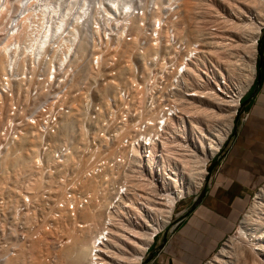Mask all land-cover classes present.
Returning a JSON list of instances; mask_svg holds the SVG:
<instances>
[{
	"label": "built area",
	"instance_id": "built-area-1",
	"mask_svg": "<svg viewBox=\"0 0 264 264\" xmlns=\"http://www.w3.org/2000/svg\"><path fill=\"white\" fill-rule=\"evenodd\" d=\"M176 1L145 0L134 4V10L125 7L128 19L114 31L100 32L103 19L83 16L79 22L90 27L84 28L85 52L78 63L76 54L57 69L53 59L51 66L40 69L37 62L35 70L31 65L21 76L13 75L15 85L24 82L27 96L19 87L6 86L0 101V175L1 162L14 155L21 141H36L34 175L43 189L38 202L26 187L29 182L22 186L21 201L13 208L20 245L47 237L60 243L65 239L63 215L73 216L89 200L102 203L105 229L138 242L137 233L150 230L147 253L175 230L182 215L176 211L188 197L180 194L184 182L179 184L170 169L180 168L176 157L197 144L193 130L186 129L190 117L182 105L204 101L210 87L224 94L228 86L215 57L203 50L209 45L206 37L219 34V17H211L206 37H188L180 33L182 6ZM12 68L18 69L11 65L9 76ZM9 201L0 190V247ZM171 204L174 213L166 223V206ZM108 235L101 241L106 243ZM120 243L130 244L125 237ZM15 247L8 244L9 256L16 254Z\"/></svg>",
	"mask_w": 264,
	"mask_h": 264
},
{
	"label": "bare ground",
	"instance_id": "bare-ground-1",
	"mask_svg": "<svg viewBox=\"0 0 264 264\" xmlns=\"http://www.w3.org/2000/svg\"><path fill=\"white\" fill-rule=\"evenodd\" d=\"M200 1L201 0H177L176 2L180 5H183L182 7L185 6L188 17L192 18V16H194L193 14L203 10L200 8ZM74 2L75 0L71 5H74ZM229 4L235 13V17L237 16L240 20L234 22L235 19H222L221 21L219 18L220 20L215 21L219 29V34L209 38H207L208 36L206 37V31L209 29L211 24L210 22H212L211 20L208 21L209 25L207 26H205L204 22H202L204 25L201 23V25L196 24V26L198 25L197 27L194 25H191V28L187 27L190 29V31L188 30L190 36L194 37V35L197 34L198 36L204 34V36L207 38L209 45L207 48L203 49L205 56L207 55L206 52L208 51V54L215 55L214 57L216 63L219 64L220 62L227 65L228 70L226 73L224 74L220 72V75L227 81L228 86L226 87L224 94H219L216 90L213 91V89L210 87L209 91L207 92V96L204 97V101H186L182 105L184 107V113L190 117V119L187 121V123L189 122L190 124L187 126L186 123V129L187 131L193 130V137L197 141V144L196 149H192V151H190L188 148L184 153L181 152L179 158L176 157L177 162L181 164V167L179 168V165L174 166L170 169V171H173L177 174V179L175 178V180L178 181L179 184L180 180H183L184 183L179 191L180 194L186 198L191 195H196L203 188L206 180L205 177L209 174L207 170L209 162L212 161L213 158L220 152L222 147L231 136L235 128L236 117L239 114L240 103L242 102L244 95L247 94L252 87L256 78V63L259 53V40L264 28V0H231L229 1ZM105 6L109 12H112V5L105 4ZM132 7L134 10V5H131L130 8ZM67 9L68 8H66V10L62 11L61 13H58L61 10L55 11L53 18H58V22H56L57 19H53L54 22H52V25H48L46 30L44 27V29L41 28V30L35 32L33 28V31L31 32L29 31L30 27L27 26L24 29L25 33H23L26 37L25 40H21L22 32L19 31L21 34L19 33L18 37L12 36L11 40L6 39V43L0 46V53L3 55L2 60H0V100L3 99L6 86L12 87L14 85L13 87L20 88L21 95L25 93L22 87L24 82H18L15 85L13 75L18 74L21 76L25 70L31 69V65L35 70L36 63L38 62L41 69V67L43 65H47V63L49 66H51V64H53V59H56L58 63H54L53 66H55L57 69V67L63 64L66 59L70 58L72 61L76 54L77 55L75 59L77 63L79 62V59L81 60V58H83V53L85 52L83 32L84 28L89 29L90 25L89 23L86 24L85 20L80 23V19L78 17L77 18L79 21L76 20L77 18H74L75 22L72 20H69L70 22L67 21L69 19L68 17H70L68 14H66ZM210 9L206 10L210 15H213L214 13H212V9ZM79 13L81 16L82 12L79 11ZM110 18L102 20L104 22V27L106 25L105 20L107 21L109 19L107 24H110ZM127 19L128 18L123 19V22ZM198 19L200 20V18ZM76 21L77 25H75ZM112 23L114 24V22ZM118 24H120V22ZM118 24H116V26ZM69 25H72V27ZM13 27L17 28L19 26L16 25ZM98 27V31L102 29V26L99 25ZM199 30L202 32H199ZM119 31H121V29H119ZM101 32L103 31L101 30ZM238 32L239 36L238 38L236 37L237 39H235L234 35L238 34ZM95 33H97V31H95ZM53 46H56L57 50L52 52V49H54ZM79 51L82 52L79 54ZM76 62L74 61V63ZM74 63L69 65V69H73L72 67ZM11 65H13V67H17L18 69L16 70L12 68L13 74L12 76H9ZM51 69L52 67L50 70H47L46 68V72H48L45 73L46 77L50 76ZM65 73L70 75L72 72L67 69ZM33 75L34 74H32V77ZM93 77H95V75H93ZM17 93H19V90H17ZM25 96H27L26 93ZM8 111L9 109L7 112ZM74 115L77 116V111L74 112ZM208 119H214L213 122L218 121L216 123L217 125L213 123L212 126L208 127L207 125L210 123ZM204 126L207 127L208 130ZM20 144L21 145L17 148V150H15L14 155L10 153V155L5 158V161L1 162L2 167H8L9 165V167H11V171H8L11 173L12 170L15 172H23L25 170L29 171L30 176L27 179L29 182L28 188L30 191H32V194H29L38 198L43 192L42 184L39 183V177H35L36 175H34L37 169L35 155L38 149V142L21 141ZM176 151L177 150L172 151V154H174ZM18 154L19 156L16 158L17 160L15 159L16 161H13V157H17ZM166 170L168 171V169ZM4 174L6 175L7 171L4 172ZM4 174L3 177L5 178ZM97 187L98 185L95 188ZM110 190L111 184L108 186V188H106V191L110 192ZM170 202L171 200H169V203ZM101 204L89 200L88 205L83 207V209L77 210L76 208L74 210V217L70 214V217L68 214L63 215L62 218L65 220V227H62L61 231L66 234L67 238L60 241V243L58 242V245L53 244L54 247L52 248V252L51 249H47L48 253L51 252V256H49L51 257V263H48L50 262L48 261L47 264L144 263L147 250L152 243L151 233L149 234L150 230L144 234L137 233L142 241L138 242L130 237L128 238V236L124 235L121 231H119L120 233L117 231V233H115L114 230L103 228L102 226L104 220H106V216L104 217L102 214L104 208ZM174 209L175 208L173 204L166 206V223H168L170 220V216L172 213H174ZM66 226L68 228H66ZM106 231L109 232V235L107 236V242L105 243L103 240L101 241V238L105 236L107 233ZM124 237L126 242L130 244L127 245L120 243ZM100 242L102 244H100ZM123 249H125L127 254H125L126 252L123 253ZM23 252L24 251L19 253L22 254ZM16 255L17 254L11 257H16ZM11 257L6 260L5 264H16V262L20 260L17 258L18 260L15 262L16 259H11ZM33 264L38 263L35 262ZM207 264H264V186H262L256 193L251 206L244 214L239 224L236 234L229 238L221 250L216 253Z\"/></svg>",
	"mask_w": 264,
	"mask_h": 264
},
{
	"label": "crops",
	"instance_id": "crops-1",
	"mask_svg": "<svg viewBox=\"0 0 264 264\" xmlns=\"http://www.w3.org/2000/svg\"><path fill=\"white\" fill-rule=\"evenodd\" d=\"M261 47L244 117L210 170L202 202L195 205V197L181 205L178 225L165 243L164 236L157 242L156 249L164 246L149 264H206L238 228L253 193L264 185V35Z\"/></svg>",
	"mask_w": 264,
	"mask_h": 264
},
{
	"label": "rangeland",
	"instance_id": "rangeland-1",
	"mask_svg": "<svg viewBox=\"0 0 264 264\" xmlns=\"http://www.w3.org/2000/svg\"><path fill=\"white\" fill-rule=\"evenodd\" d=\"M67 1H69V2H67ZM70 1H71V3H70ZM73 1L74 0H66V2H65V0H0V46L3 45L4 43H6L7 40H11L12 36H17L18 37V34L20 33L19 31L22 32V38H21V40L22 41L25 40L26 37H25V35L23 33H25L24 29L27 26L30 27V30L29 31H31V32L33 31V28H34L35 32L38 31V30H41V28L44 29V27H45V30H46L47 29L46 27L48 25L49 26L52 25V22H54L53 21V19H54L53 16L55 15V11H60L61 10L60 12H58V13H61L62 11L66 10V8H68L67 11H66V14H68L70 16V17H68L69 19L67 21L72 20L73 22H75V19L74 18H77L78 17L79 19H82L83 16L86 17V18H100L101 20L102 19L110 18L112 16L110 18L111 19L110 24L109 23L107 24V22H108L109 19L107 21L105 20V24H106L105 27L106 28L104 27V25H103V27L106 29V31H110L111 29L114 30V26H116V24H118L119 22H120V24H122L123 23V19H126L127 18V16H125L126 14L124 13L125 7H131V5L138 4V3H143L145 0H75V2H74L75 4L74 5H71ZM229 1H231V0H201L200 1L201 2L200 3V6H201L200 8H202L204 11L201 10L199 12H196L195 14H193L196 17L192 16V18L188 17V14L186 12L185 6L184 7H181V9H182L181 10L182 11V21L181 22L182 23H181L180 32L183 33V34H188V36L191 37V38H198V37H200V36H198V34L197 35H194V37L189 35V31H190L189 28H191V25H194V26H196V24H198V25L200 24L201 25V23L204 22L205 26H207V25H209L208 21H210L211 17H213V16L219 17L221 19V21H222V19H228V20H234L235 19L234 22L237 21V20H240V19H238L237 16L235 17V13L233 12V9H232L231 5L229 4ZM105 4L112 5L111 6V9H112V12L113 13L112 12H109L106 9ZM82 5H84V6H82ZM181 6H183V5H181ZM72 8H75V9H72ZM210 8L212 9V13H214L213 15H210L208 13V11L206 10V9H210ZM213 8H215V9H213ZM70 9H72V10L69 11ZM213 10H214V12H213ZM73 11H74V13H73ZM79 11L82 12L81 13V16L83 15L82 18L80 16ZM122 12H123V17H122ZM50 18H52V19H50ZM78 18L76 20L79 21ZM198 18H200V20ZM56 19H54V20H56V22H58V18H56ZM66 19H67V15H66ZM220 19H218V20H220ZM49 21H51V22H49ZM112 22H114V24ZM49 23H51V24H49ZM103 24H104V22H103ZM16 25H18L19 27H17V28L16 27H13V26H16ZM75 25H77V21H76V24ZM32 26H34V27H32ZM69 26L72 27V25H69ZM194 26H192V27L195 28ZM103 27H102V29L99 30L100 32H101V30L103 31V29H104ZM187 27H189V28H187ZM199 32H200V30H199ZM15 33H17V34H15ZM10 34H13V35H10ZM263 35H264V30L262 31V34H261V37H260V40H259V53H258V56H257V63H256V78H257L258 63H259V59H260L261 38L263 37ZM234 36H235V39H237L238 36H239V32H238V34H235ZM207 38H209V37H207ZM81 42H82V39H81ZM13 43H15V42H13ZM119 45L122 48H126V45H125L124 42L119 41L118 42V46ZM207 52H206V54L209 53V52L208 53ZM213 56H215V55H213ZM2 58H3V55H2V53H0V60H2ZM219 65H220V68H221L220 69L221 70V73H224L225 74L226 71L228 70L227 65L224 64V63H220V62H219ZM225 65H226L227 68L225 67ZM256 78H255V80L253 82L252 87L250 88V90L248 91V93L244 95V97L242 99V102L240 103V110H239L238 116L236 117L235 124L238 121V119H241V118L244 117V115H243L244 104H245V101L248 98L250 92L252 91V88L254 86V83L256 81ZM213 120L214 119H208V121L210 122L209 125H207L208 127L209 126H212L213 123L216 124L218 122V121L213 122ZM205 128H207V127H205ZM207 130H208V128H207ZM233 133H234V130H233L231 136L233 135ZM231 136L229 137V139L231 138ZM227 143H228V141L222 147V149L217 154V156L215 157V159L207 167L208 172H210V170L214 166V163H215L216 159L219 157V155L223 153V151H224ZM18 156H19V154L17 155V157H13V159H14L13 161H16L17 160L16 158H18ZM5 167H7V166H5ZM5 167H2L1 168V170L3 169V171H2L3 174L6 171H7V174L6 175L4 174L5 178L3 177V174L0 175L1 176L0 177V190L3 189L4 192L6 191L5 193H6V195L9 196L8 198H9L10 201H9L8 208L6 210L7 226H6V233H5V237H4V241L6 243L4 242L3 245H2V247H0V264H5L6 260L9 257H11V256H8L9 255L8 254V250H6L7 247H8V244H10V246H13V247L16 246L17 247V251L18 252L16 251V254L18 255V257H17V255H16V257H11V259L12 258L16 259L15 262L18 259H20L19 261L16 262V264H33L35 262H37L38 264H45V263L47 264L48 261H50L48 263H51V257H49V256H51L52 248L54 247L53 244H57L58 245V242L53 237H47L43 241L40 240V241H37V242H34V241H27L26 243L23 242L22 245H20V242L18 241V238H17V233L18 232H17L16 227H15L16 221L13 220L14 219L13 208L16 205L17 201H19V202L21 201V198H22L21 197V190L23 188L22 186H23V184L26 185L25 180L27 181V179L30 176V173L27 170H25L23 172H15L14 170H12V173H11V172H9V171H11V167H9V165L7 167L8 169L5 168ZM14 172H15V174H14ZM17 173L18 174L20 173V174L18 175ZM27 174H28V176H27ZM208 176H209V174L205 177V179H206L205 180V184H206V181H207ZM24 177H26L25 180H24ZM205 184H204V186H205ZM204 186H203V188H204ZM26 187L28 188V184H27ZM260 188L261 187H259L253 193V196H252L251 201L254 199V197L256 196V193L258 192V190ZM202 189L197 193V196L196 195H191L190 197H188V199L186 201H189L190 198L191 199L192 198H195V196L198 198V195L201 194ZM40 195H39V197H40ZM39 197L37 198V201L38 202L40 200ZM180 211H181V207L179 209H177L176 214L177 213L179 214ZM237 229L235 230V232H233L229 236V238L231 236H233V235L236 234ZM64 236H66L65 233H64ZM64 238H67V236L64 237ZM229 238H227V240L224 241L218 247V249L212 255L211 259L213 258V256L216 253H218L221 250V248L229 240ZM48 248L51 249V252H49V253H48V250H47ZM155 249H156V245L154 247L150 248V250L148 251V253L145 256L144 262L148 259V257L150 256V254ZM123 250H124L123 253H125L126 252L125 249H123ZM22 251H24L22 253L23 255L20 254ZM125 254H127V252ZM12 256H14V255H12ZM19 256H20V258H19Z\"/></svg>",
	"mask_w": 264,
	"mask_h": 264
},
{
	"label": "water",
	"instance_id": "water-1",
	"mask_svg": "<svg viewBox=\"0 0 264 264\" xmlns=\"http://www.w3.org/2000/svg\"><path fill=\"white\" fill-rule=\"evenodd\" d=\"M237 126H238V121H237L236 124H235V129L237 128ZM209 174H210V172H209ZM206 191H207V186L205 185L204 188H203L202 191H201V194L198 196L195 205H197V204H199V203L202 202V200H203V198H204V196H205V194H206ZM168 234H169L168 232H166V233L164 234V238H165V239H164V243L167 241V236H168ZM163 246H164V245H163ZM163 246H162V247H159L158 249H155V250L150 254V256L148 257V259H147L143 264H149L151 261H153L154 258H155V254L158 253L160 250H162Z\"/></svg>",
	"mask_w": 264,
	"mask_h": 264
},
{
	"label": "trees",
	"instance_id": "trees-1",
	"mask_svg": "<svg viewBox=\"0 0 264 264\" xmlns=\"http://www.w3.org/2000/svg\"><path fill=\"white\" fill-rule=\"evenodd\" d=\"M261 50H262V47L260 46V54H262V51Z\"/></svg>",
	"mask_w": 264,
	"mask_h": 264
}]
</instances>
